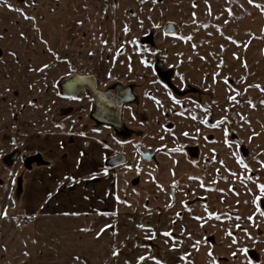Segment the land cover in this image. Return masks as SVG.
Instances as JSON below:
<instances>
[{
	"label": "rangeland",
	"instance_id": "obj_1",
	"mask_svg": "<svg viewBox=\"0 0 264 264\" xmlns=\"http://www.w3.org/2000/svg\"><path fill=\"white\" fill-rule=\"evenodd\" d=\"M49 133L103 213L20 202ZM262 184L264 0H0V264H264Z\"/></svg>",
	"mask_w": 264,
	"mask_h": 264
},
{
	"label": "crops",
	"instance_id": "obj_2",
	"mask_svg": "<svg viewBox=\"0 0 264 264\" xmlns=\"http://www.w3.org/2000/svg\"><path fill=\"white\" fill-rule=\"evenodd\" d=\"M86 139L87 140L84 139L83 145L84 144L89 145L88 143L89 140L88 138ZM97 139L98 138L95 136L96 142ZM34 144L35 146L32 148L35 151L34 153L39 155L41 154L44 156L43 158L45 160L43 161L41 160V164L44 163L47 167L42 168L35 166L34 169H36L35 171H37V174H34L36 172L31 174V177L29 178L28 182L25 184L24 190L22 191L21 194L19 192V200L22 204L23 203L25 204L28 211L31 214H57L56 209L54 208L56 207V205H59L60 201L58 202L56 199L59 195L62 194L65 196L69 195L70 197V199L64 198L62 200V202L64 201L66 206L72 207L74 206L75 203L76 205H78V206L75 205V207L78 209L85 207V208H90L91 209L90 213L92 212V214L103 213V210L101 209L103 208L102 206V203H104L103 199L100 198L99 202H97L98 200H96L97 195H100V197H102L101 193L102 192L104 193L103 190L101 191L97 190L98 189L97 184L100 182L102 183V181L98 182L97 179L88 180V176L93 175L94 171L95 173H97V171H100V174H102L103 172V167H104L103 143H99L100 146L96 144L95 146L92 145V147L90 145L88 147H82V149L74 153H71L69 152V149H71L72 146H68L67 144L65 145V140L56 142L55 139H52L49 133L47 138H36V139L33 138L32 145ZM45 144H46V148L44 149L39 148ZM79 146L80 145L78 143L76 148ZM98 150H100L99 153ZM66 151L70 154L69 158L65 160L66 162L60 161L56 159V157H54V154L59 155V153H60V158L65 157L68 154ZM37 162L40 163V161ZM67 163L69 164V168L67 167V169H69V172H71L73 174V177H75L71 182L70 180L69 181L65 180L62 184L58 185L54 183L53 180H51L49 177L47 179L43 178L45 173L47 174V176H49L50 175L49 173H51L52 170L57 169V166L59 167L60 165H66ZM80 172H84V175L87 178L84 180L78 178L79 181H76L77 180L76 176L77 177L82 176L81 174H78ZM74 186L75 188L79 187V189L77 188V191L76 190L71 191V187ZM82 188L84 189L82 190ZM81 195L83 196V198L80 199L79 201H83V203L82 202L76 203L78 196ZM73 213L74 212H72V214Z\"/></svg>",
	"mask_w": 264,
	"mask_h": 264
},
{
	"label": "water",
	"instance_id": "obj_3",
	"mask_svg": "<svg viewBox=\"0 0 264 264\" xmlns=\"http://www.w3.org/2000/svg\"><path fill=\"white\" fill-rule=\"evenodd\" d=\"M166 26H168L170 28H173L174 24L173 23H168V24L165 25V28H166ZM138 150H139L143 160H153L155 158L156 154H157V151H153V150H150V149L144 150L142 148V146H139Z\"/></svg>",
	"mask_w": 264,
	"mask_h": 264
},
{
	"label": "flooded vegetation",
	"instance_id": "obj_4",
	"mask_svg": "<svg viewBox=\"0 0 264 264\" xmlns=\"http://www.w3.org/2000/svg\"><path fill=\"white\" fill-rule=\"evenodd\" d=\"M78 79V78H77ZM79 80V79H78ZM76 81H73V82H70V86H71V88H75V87H77V83H75ZM84 84L85 85H87V86H89V87H94V85H93V81H91V80H89V79H85V81H84ZM114 114H116V113H114ZM96 118V117H95ZM96 120V122H97V120H98V118H96L95 119ZM98 122H100V120L98 121ZM139 146H142V145H138V147ZM137 147V148H138ZM142 148H143V146H142ZM144 149V148H143ZM144 150H147V149H144ZM139 151V150H138ZM140 153V152H139ZM157 155V154H156ZM140 156H141V154H140ZM142 158V157H141Z\"/></svg>",
	"mask_w": 264,
	"mask_h": 264
},
{
	"label": "snow or ice",
	"instance_id": "obj_5",
	"mask_svg": "<svg viewBox=\"0 0 264 264\" xmlns=\"http://www.w3.org/2000/svg\"><path fill=\"white\" fill-rule=\"evenodd\" d=\"M261 193L264 194V184L260 185Z\"/></svg>",
	"mask_w": 264,
	"mask_h": 264
}]
</instances>
